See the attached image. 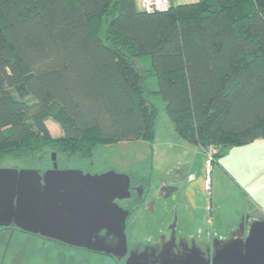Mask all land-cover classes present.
Segmentation results:
<instances>
[{
	"label": "trees",
	"instance_id": "16d2710c",
	"mask_svg": "<svg viewBox=\"0 0 264 264\" xmlns=\"http://www.w3.org/2000/svg\"><path fill=\"white\" fill-rule=\"evenodd\" d=\"M148 72L157 89L147 90ZM151 95L215 159L264 137V0L154 12L137 0H0V161L49 151L88 160L98 146L152 140Z\"/></svg>",
	"mask_w": 264,
	"mask_h": 264
},
{
	"label": "rangeland",
	"instance_id": "374dc122",
	"mask_svg": "<svg viewBox=\"0 0 264 264\" xmlns=\"http://www.w3.org/2000/svg\"><path fill=\"white\" fill-rule=\"evenodd\" d=\"M106 26L104 22L103 39ZM140 64L144 70L152 69L150 58L141 59ZM148 73L144 80L147 90L157 89L158 79ZM151 96L159 109L152 140L98 146L88 160L57 154L59 169L92 175L115 171L148 177L154 184L165 179L173 183L175 193L171 197L156 201L152 211L136 209L128 220L129 236L133 233L136 238L152 242L162 234L170 237L176 219L178 235L190 238L207 233L228 236L239 229L246 217H264V137L234 145L222 157L211 158L208 151L178 135L166 112V102L160 96ZM44 123L52 137L63 135L52 118H45ZM52 153L31 158V162L6 159L0 161V168L37 169L41 163V171L50 169ZM0 237V264H53L51 260L56 259L57 242L13 229L0 230ZM70 255L74 259L75 254ZM78 257L79 264H115L94 255Z\"/></svg>",
	"mask_w": 264,
	"mask_h": 264
},
{
	"label": "water",
	"instance_id": "95a60500",
	"mask_svg": "<svg viewBox=\"0 0 264 264\" xmlns=\"http://www.w3.org/2000/svg\"><path fill=\"white\" fill-rule=\"evenodd\" d=\"M51 156L52 168L43 171L0 168V227H16L68 245L126 257L131 212L117 201L131 199L130 176L115 171L92 175L61 170L57 154ZM176 224L177 219L174 232ZM219 245L210 261L195 256L171 261L167 251L162 252L164 259L157 260L161 264H264V217H246L233 237ZM137 259L131 253L126 264H138Z\"/></svg>",
	"mask_w": 264,
	"mask_h": 264
},
{
	"label": "flooded vegetation",
	"instance_id": "af4514ba",
	"mask_svg": "<svg viewBox=\"0 0 264 264\" xmlns=\"http://www.w3.org/2000/svg\"><path fill=\"white\" fill-rule=\"evenodd\" d=\"M129 176L131 178L130 191L132 197L128 201H117L121 207L131 212L128 220L136 209L144 208L146 211H152L156 201L166 200L170 194H173L172 191L174 184L170 181H167L166 179L163 181H158L154 184L150 181V179H148V177L141 175L134 176L131 174H129ZM139 196H141L140 198L142 199L139 203H137L140 199ZM128 220L126 228L128 255L123 258L110 253L98 252L82 247L68 245L54 239L46 238L40 235L39 236L57 242V249L54 251V255L57 256L55 260H51L53 264H63L64 260L65 264H79L80 261L78 256H85V254L98 256L104 261L112 260L115 262V264H126L131 253L135 254L138 258V264H155V261H158L157 264H161V261L157 259L162 257L163 259L165 258V255H162L163 251L168 252V257L171 261H181L185 256H195L196 258H204L207 261H210V259L213 257L214 251L219 248L220 242L228 241L233 237L234 234V232L228 236L212 235L209 233H207L206 236L203 234H200L199 236L193 234L190 238H186L182 235H178L176 230L174 232L173 228H171L170 237L165 238V235L162 234L158 240L152 242L139 237L136 238L133 233H131V236H129ZM9 229L16 230L14 227H0V230L2 231H9ZM20 232L22 233V231ZM25 233L29 235L32 234L27 232ZM104 234L105 231H102V235ZM245 237L246 233H243L242 238L245 239ZM0 239L3 241L2 237H0ZM65 249H70L71 251H67ZM70 254H75L74 259L71 258L73 256Z\"/></svg>",
	"mask_w": 264,
	"mask_h": 264
},
{
	"label": "built area",
	"instance_id": "2783aa9c",
	"mask_svg": "<svg viewBox=\"0 0 264 264\" xmlns=\"http://www.w3.org/2000/svg\"><path fill=\"white\" fill-rule=\"evenodd\" d=\"M141 9L146 10L148 12L154 11H165L170 7V0H137ZM216 150L214 148H210L207 152L209 157L213 158Z\"/></svg>",
	"mask_w": 264,
	"mask_h": 264
},
{
	"label": "crops",
	"instance_id": "0c3cea01",
	"mask_svg": "<svg viewBox=\"0 0 264 264\" xmlns=\"http://www.w3.org/2000/svg\"><path fill=\"white\" fill-rule=\"evenodd\" d=\"M198 1L199 0H170V3L169 4L170 5H174V6H178V5L195 3V2H198ZM172 193L174 194L175 192H172ZM173 194H170L167 198L171 197Z\"/></svg>",
	"mask_w": 264,
	"mask_h": 264
}]
</instances>
